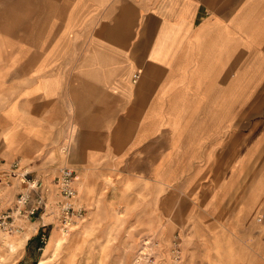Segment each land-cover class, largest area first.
<instances>
[{
  "label": "crops",
  "instance_id": "1",
  "mask_svg": "<svg viewBox=\"0 0 264 264\" xmlns=\"http://www.w3.org/2000/svg\"><path fill=\"white\" fill-rule=\"evenodd\" d=\"M0 63L7 162L63 166L70 119L76 171L166 183L188 157L234 187L264 122V0H0Z\"/></svg>",
  "mask_w": 264,
  "mask_h": 264
},
{
  "label": "rangeland",
  "instance_id": "2",
  "mask_svg": "<svg viewBox=\"0 0 264 264\" xmlns=\"http://www.w3.org/2000/svg\"><path fill=\"white\" fill-rule=\"evenodd\" d=\"M253 116L252 148L237 154L234 187L225 186L228 171L218 169L219 162L214 163L216 168L206 169L205 164L195 169L188 157L180 169L168 170L171 181L166 183L152 170L139 174L113 169L111 164L77 170L76 204L83 215L75 217L68 232L58 214L52 182L70 165L74 122L68 119L58 125L59 132L66 133L60 146L67 158L63 166L50 168L55 163L46 162L52 159L48 147L37 161L43 167L33 170L17 160L21 168L16 173L9 170L17 161L7 162L0 122V161L7 169L0 173L8 176L0 181V264H264V122L259 106H254ZM25 171L27 180L41 178L52 192L47 205L38 203L35 192L19 213L20 195L31 189L21 180ZM34 207V214L25 211ZM53 237L62 242L47 251Z\"/></svg>",
  "mask_w": 264,
  "mask_h": 264
},
{
  "label": "built area",
  "instance_id": "3",
  "mask_svg": "<svg viewBox=\"0 0 264 264\" xmlns=\"http://www.w3.org/2000/svg\"><path fill=\"white\" fill-rule=\"evenodd\" d=\"M5 169L4 164L0 161V169ZM21 168V164L19 161L13 163L9 170L15 172ZM7 170V169H5ZM7 174L0 173V181H3L8 176ZM29 175V171H25L21 173L20 176L22 182H28L31 189L26 190L20 195V205L18 206V212L22 213L24 208L30 204L33 200L34 193L36 192L39 195L40 199L38 201L39 204L45 203L47 197H50L51 188L48 185H44L41 181V178L38 179H29L27 180V176ZM79 180V176L76 173V170L72 167L65 166L61 170V174L57 176L53 180V186L57 189V193L55 194L58 214L61 218L64 229L66 232L70 229V225L74 222L75 217L79 215H83V209L78 207L76 204V200L78 197V188L76 186L77 181ZM9 182V181H8ZM51 183V184H52ZM53 188V189H54ZM43 204L41 206H43ZM47 205V203H45ZM37 208H32L31 210L25 209V211H29L31 214H34Z\"/></svg>",
  "mask_w": 264,
  "mask_h": 264
},
{
  "label": "bare ground",
  "instance_id": "4",
  "mask_svg": "<svg viewBox=\"0 0 264 264\" xmlns=\"http://www.w3.org/2000/svg\"><path fill=\"white\" fill-rule=\"evenodd\" d=\"M1 64V63H0ZM101 140V139H100ZM99 143V142H98ZM101 145V144H100ZM99 144H98V146H100ZM99 150V149H98ZM77 158V157H76ZM163 175V174H162ZM143 181V180H142ZM150 182V181H149ZM151 183V182H150ZM156 184V183H155ZM142 185V184H141ZM154 185V184H153ZM153 185H152V187H153ZM49 186V185H48ZM138 186H140V185H138ZM148 186V185H147ZM82 187V186H81ZM151 187V186H150ZM167 187V186H166ZM1 188V187H0ZM137 188V187H136ZM158 188V187H157ZM160 188H161V186H160ZM163 188V187H162ZM149 189V188H148ZM136 190V189H135ZM146 190H147V188H146ZM160 190V189H159ZM162 190V189H161ZM148 191V190H147ZM150 191V190H149ZM158 191V190H157ZM165 191V190H164ZM160 192V191H159ZM150 193V192H149ZM158 195V194H157ZM156 195V196H157ZM129 196V195H128ZM153 196V195H152ZM155 196V197H156ZM136 198V197H135ZM153 198V197H152ZM128 200V199H127ZM134 200V199H133ZM156 202V201H155ZM154 202V203H155ZM130 203H133V202H130ZM137 204V203H136ZM128 205V204H127ZM134 207V206H133ZM141 208V207H140ZM147 208V207H146ZM145 209V208H144ZM166 209V208H165ZM147 211H148V209H147ZM166 211V210H165ZM167 212V211H166ZM168 213V212H167ZM141 214H142V212H141ZM141 216V215H140ZM18 217V216H17ZM144 218V217H143ZM57 219V218H56ZM145 219V218H144ZM85 220V219H84ZM137 220H140V219H137ZM81 221V220H80ZM58 225V224H57ZM17 226V225H16ZM53 226H55V224L53 225ZM60 226V225H59ZM57 228V227H56ZM55 228V229H56ZM54 229V228H53ZM54 231V230H53ZM60 235H61V233H60ZM60 235L58 236V237H60ZM146 235H147V233H146ZM220 237V236H219ZM65 238V237H64ZM226 237H224V239H225ZM218 240V239H217ZM60 241H61V238H55V237H53V239H51V241H50V243H49V245H48V247H47V251H49L51 248H53V247H55V246H58V244H60ZM64 241V240H63ZM62 242V241H61ZM225 244V243H224ZM223 244V245H224ZM218 245V244H217ZM222 245V244H221ZM220 245V246H221ZM59 248V247H58ZM221 248V247H220ZM230 252H232V251H230ZM227 253V252H226ZM228 254V253H227Z\"/></svg>",
  "mask_w": 264,
  "mask_h": 264
}]
</instances>
